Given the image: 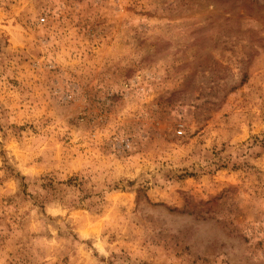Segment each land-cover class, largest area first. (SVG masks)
Instances as JSON below:
<instances>
[{"label": "rangeland", "instance_id": "374dc122", "mask_svg": "<svg viewBox=\"0 0 264 264\" xmlns=\"http://www.w3.org/2000/svg\"><path fill=\"white\" fill-rule=\"evenodd\" d=\"M0 264H264V0H0Z\"/></svg>", "mask_w": 264, "mask_h": 264}, {"label": "built area", "instance_id": "2783aa9c", "mask_svg": "<svg viewBox=\"0 0 264 264\" xmlns=\"http://www.w3.org/2000/svg\"><path fill=\"white\" fill-rule=\"evenodd\" d=\"M41 22H42V23H44V22H45V19H44V18H42Z\"/></svg>", "mask_w": 264, "mask_h": 264}]
</instances>
